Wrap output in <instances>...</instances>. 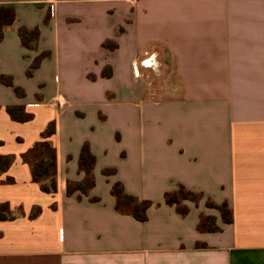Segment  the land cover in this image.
<instances>
[{
  "label": "crops",
  "instance_id": "0c3cea01",
  "mask_svg": "<svg viewBox=\"0 0 264 264\" xmlns=\"http://www.w3.org/2000/svg\"><path fill=\"white\" fill-rule=\"evenodd\" d=\"M0 22V264H264V0H0ZM42 141L53 192L32 179ZM180 186L202 195L185 214L164 198Z\"/></svg>",
  "mask_w": 264,
  "mask_h": 264
},
{
  "label": "trees",
  "instance_id": "16d2710c",
  "mask_svg": "<svg viewBox=\"0 0 264 264\" xmlns=\"http://www.w3.org/2000/svg\"><path fill=\"white\" fill-rule=\"evenodd\" d=\"M12 15V11L10 12ZM2 23L0 22V39L2 37ZM19 35L22 38V42L24 45L29 46L31 42H36L38 33L35 29H27L25 27H20L18 29ZM108 42L104 43V46H107ZM44 54L38 56L30 68H35L39 61L43 58ZM16 92L21 94L17 89ZM22 106H7L6 111L10 115L12 119L18 121L27 120L30 116L23 112ZM53 131V125L50 124L43 132V135L46 136ZM34 154V160L31 162L32 166V179L39 183L41 189L45 192H53L56 189V167H55V151L54 149L46 142L42 141L35 145L34 151H32V155ZM10 162L9 157H1L0 156V168H5L8 166ZM94 164V156L89 151L87 144L82 146L80 157H79V167L85 172V179L81 184H77L78 188H80L83 192H87L93 185V175L92 168ZM71 187L68 186V191ZM112 194L116 198V209L122 213L131 214L138 220H145L146 214L145 211L150 206L149 201H138L135 197L126 194L123 191L122 184L117 182L112 187ZM202 195L199 193H195L186 189L183 186H180L178 190L173 192H166L164 195L165 202L168 204H174L177 212L180 214H185L187 212V206L182 204L183 200H192L200 198ZM206 205L208 207H215L220 211V214L224 220V222H231L230 211L227 209L225 204L215 205L212 201L207 199ZM8 207L7 205L0 206V219L9 218L8 215ZM199 230H208L214 231L217 230L218 227L213 225V218L210 217L207 225H205L202 221L198 224ZM204 246L203 244H201ZM196 246H200L199 243Z\"/></svg>",
  "mask_w": 264,
  "mask_h": 264
},
{
  "label": "rangeland",
  "instance_id": "374dc122",
  "mask_svg": "<svg viewBox=\"0 0 264 264\" xmlns=\"http://www.w3.org/2000/svg\"><path fill=\"white\" fill-rule=\"evenodd\" d=\"M152 70V69H151ZM153 71V70H152ZM153 77H151L152 78V80H150V81H152V84H153V86H155L156 84H159L160 86H158L159 88L161 87V86H163V87H165V85L166 84H168V83H164V82H154V79H156L157 78V76H155L154 75V72H153V74H151ZM144 83V82H143ZM156 83V84H155Z\"/></svg>",
  "mask_w": 264,
  "mask_h": 264
}]
</instances>
